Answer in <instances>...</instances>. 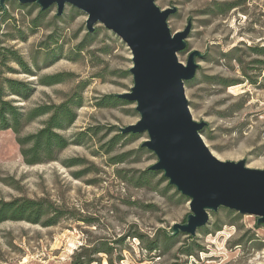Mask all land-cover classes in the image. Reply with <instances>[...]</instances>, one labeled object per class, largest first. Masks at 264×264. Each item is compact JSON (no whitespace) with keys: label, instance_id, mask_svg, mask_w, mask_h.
<instances>
[{"label":"rangeland","instance_id":"1","mask_svg":"<svg viewBox=\"0 0 264 264\" xmlns=\"http://www.w3.org/2000/svg\"><path fill=\"white\" fill-rule=\"evenodd\" d=\"M156 4L176 8L168 18L172 32L190 24L187 49L178 53L179 60L186 63L192 50L202 54L196 77L185 83V91L193 118L207 124L202 132L206 144L220 160L245 159L248 167L264 169V63L253 65L257 58L264 61V54L249 48L264 46V0ZM86 19V13L70 4L60 16L56 5L41 14L39 5L18 0L0 4V86L6 99L33 111L77 96L82 105L72 104L76 120L59 132L70 140L88 132L82 143L56 152V159L30 165L18 135L12 129L0 130V200H42L47 210L42 221L59 216L50 226L27 220L1 222L0 264H71L77 254H89L96 247L113 250L95 254L92 264H264V223L229 208L211 212L208 224L193 239L183 233L166 238L190 213L188 198L163 172L136 185L157 161L152 151L139 150L147 133L123 135L110 144L121 128L140 119L135 103L98 105L106 95L133 86L132 53L102 23L89 33ZM235 47L242 62L226 56ZM13 51L30 71L11 58ZM56 73L64 74L61 83L41 84L45 76ZM6 78L24 82L26 98L6 88ZM223 79L237 83L224 86ZM48 117L32 119L20 136L37 132ZM119 157L123 161L115 162ZM150 242L156 249H147Z\"/></svg>","mask_w":264,"mask_h":264},{"label":"water","instance_id":"2","mask_svg":"<svg viewBox=\"0 0 264 264\" xmlns=\"http://www.w3.org/2000/svg\"><path fill=\"white\" fill-rule=\"evenodd\" d=\"M6 0H0L5 6ZM42 10L57 6L61 15L66 4L87 14L88 32L97 23L115 32L128 45L133 65V86L117 93L135 103L140 119L121 128L122 133L148 134L141 147L157 156L150 170L163 172L169 184L186 196L190 213L175 223L172 235L195 236L209 222L210 213L229 208L257 216L264 223V169L250 168L246 160L223 161L206 144V122L193 118L185 83L199 68L198 50L189 52L186 63L178 53L187 49L190 24L172 32L168 18L175 7L161 9L156 0H19Z\"/></svg>","mask_w":264,"mask_h":264},{"label":"trees","instance_id":"3","mask_svg":"<svg viewBox=\"0 0 264 264\" xmlns=\"http://www.w3.org/2000/svg\"><path fill=\"white\" fill-rule=\"evenodd\" d=\"M7 1V0H6ZM19 1V0H18ZM33 5H37L33 3ZM38 6V5H37ZM232 5L229 4L228 8ZM227 8V9H228ZM41 9V8H40ZM48 9L42 10L41 14L47 12ZM58 15V14H57ZM60 16V15H58ZM38 26L37 20L33 22ZM95 32H89L93 33ZM86 43L83 42L79 45L81 48ZM254 51L256 55H263L264 54V46L253 45L249 47ZM49 50V46L46 47ZM239 50V48H232L226 56L229 58H235L238 61L242 62V59L238 56H235V53ZM11 58L21 65L22 67H26V62L23 60V57L16 51L11 53ZM2 58L4 54H1ZM252 63V62H251ZM264 63L263 60L259 58L255 59L253 62L254 66H260ZM28 71L30 68L26 67ZM247 75V74H246ZM196 77V76H195ZM64 80V74L56 73L45 76L42 79V83L44 85H54L57 83H61ZM193 80V79H192ZM190 80V81H192ZM186 83H189L187 81ZM224 86L232 85L233 83H237L235 80L231 79H223L220 82ZM251 83L254 85H258V81L252 79ZM5 87L8 88L10 91H13V94H17L26 98V85L24 82L13 79V78H6L5 80ZM25 92V93H24ZM77 96H73L70 100L66 102H62L58 105H47L41 108L35 109L33 111H25L20 106L15 105L12 100L6 99L4 96V86H0V130L3 129H12L18 135V142L21 145V153L24 157V160L27 164L35 165L38 163H43L48 160L56 159L54 154L59 152L66 147H68L72 143H82L81 139L83 135H87L88 132H83L80 134V138L78 137L77 140H70L69 138L65 137L60 130H63L69 127L71 124L74 123L76 120V111L74 107H80L82 105V101L79 98L77 101L75 100ZM119 102L131 103L125 98L119 97L117 94H109L106 95L102 102H99L98 105L100 106H108V105H115ZM48 114L49 117L47 120L44 121L42 127L33 134H28L26 136H20L22 128L30 122L32 119ZM205 128L202 129L201 133L204 132ZM123 135H130L134 137L139 134L134 133H119L110 140V144L114 145L119 138ZM112 147V146H111ZM145 149L144 147H140L139 150ZM109 151V150H108ZM123 161V158L119 157L115 159V162ZM159 173V171L150 170L149 168L145 169L142 175L136 180V185L141 186L147 183V179L150 176ZM44 201L42 200H35V199H25V198H16L11 201H3L0 200V223L5 220H27L32 223H43L45 226H50L59 222V216L55 214L49 220L42 221L43 215L46 213V209L43 210ZM186 219V218H185ZM185 221V220H184ZM203 228V227H202ZM201 229V228H200ZM182 234V233H179ZM179 234L172 235L171 232L166 234L167 239H173L177 237ZM191 239L194 238L192 235H188ZM147 249L152 251L156 249V243H149L146 245ZM113 248L107 247H96L92 250L89 254H77L76 258L72 261L71 264H92L95 260L94 255L97 253L105 252L111 253ZM185 252L190 253L191 250H186ZM119 259H121L119 257ZM112 264V261H110Z\"/></svg>","mask_w":264,"mask_h":264}]
</instances>
